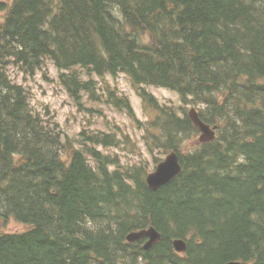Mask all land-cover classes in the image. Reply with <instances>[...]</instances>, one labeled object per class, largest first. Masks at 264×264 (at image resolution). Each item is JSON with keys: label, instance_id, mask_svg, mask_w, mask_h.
<instances>
[{"label": "trees", "instance_id": "obj_1", "mask_svg": "<svg viewBox=\"0 0 264 264\" xmlns=\"http://www.w3.org/2000/svg\"><path fill=\"white\" fill-rule=\"evenodd\" d=\"M49 61L78 112L107 117L84 93L126 112L147 155L123 125L84 119L75 143L39 114L12 73L28 81ZM120 74L145 119L106 78ZM190 106L215 141L197 144ZM171 152L182 171L152 191L146 177ZM151 226L162 240L150 251L127 241ZM229 262L264 264V0L0 1V264Z\"/></svg>", "mask_w": 264, "mask_h": 264}, {"label": "rangeland", "instance_id": "obj_2", "mask_svg": "<svg viewBox=\"0 0 264 264\" xmlns=\"http://www.w3.org/2000/svg\"><path fill=\"white\" fill-rule=\"evenodd\" d=\"M0 1L7 3L13 2V0ZM59 73L60 72L56 66L49 61L48 67L46 66L42 70L38 71L34 77H29L28 81L23 80L24 77L17 75L16 72H13L12 76L17 80V82L25 85L33 94V105L38 109V113L42 114L48 107L51 112L56 115V119L61 125L63 131L73 141H75V143H77L76 141L79 139L78 133L84 119L91 122L92 129L102 132L111 131L113 127L116 128L118 125H123L127 129L126 134H128L132 141L137 144L145 155H147V150L145 148L144 141L142 140V136L135 123L129 118L126 112H119L112 104L91 102L88 100V94L86 93L83 94V100L86 106L95 111L102 110L107 117L104 118L97 113L78 112L73 99L69 96L65 87L60 83ZM88 78L89 77L83 72L82 79L86 81ZM93 78L100 81V78L97 76H94ZM106 78L107 80L117 84L121 92H124L130 98L137 115L140 118L145 119L141 99L138 97L136 91L131 85V81L123 74H120L117 79H114L111 75H107ZM147 89L157 96L161 102L173 101L176 106L181 104L179 94L173 91L156 87H148ZM189 108H191V106ZM111 133L119 134L116 132V129H114ZM118 137L121 138L122 136L120 135ZM110 152L118 153L124 157H126L127 154L125 151L120 150H113ZM13 226L18 228L20 225L14 224Z\"/></svg>", "mask_w": 264, "mask_h": 264}, {"label": "water", "instance_id": "obj_3", "mask_svg": "<svg viewBox=\"0 0 264 264\" xmlns=\"http://www.w3.org/2000/svg\"><path fill=\"white\" fill-rule=\"evenodd\" d=\"M188 114L194 126L199 130L200 133L197 144L215 141L218 126H211L205 123L195 108H192ZM181 171L182 165L180 163L179 155L176 152H171L158 164L154 171L147 175V185L152 191L156 192L162 187L171 183L181 173ZM141 240H145L143 246L144 250L150 251L157 243L162 240V234L153 226H151L147 229L131 232L127 236V241L129 243L139 242ZM173 247L177 253H186L188 248L187 241L183 239H175L173 241ZM227 264L242 263L229 262Z\"/></svg>", "mask_w": 264, "mask_h": 264}]
</instances>
